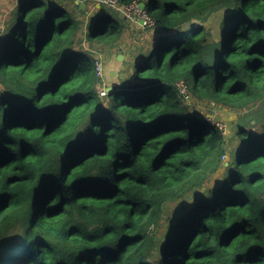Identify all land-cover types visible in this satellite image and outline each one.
I'll list each match as a JSON object with an SVG mask.
<instances>
[{
	"label": "trees",
	"instance_id": "obj_1",
	"mask_svg": "<svg viewBox=\"0 0 264 264\" xmlns=\"http://www.w3.org/2000/svg\"><path fill=\"white\" fill-rule=\"evenodd\" d=\"M138 1L154 38L103 96L58 0H17L0 28V264H264V0ZM125 20L96 12L86 37L116 46ZM179 81L239 111L231 141Z\"/></svg>",
	"mask_w": 264,
	"mask_h": 264
},
{
	"label": "rangeland",
	"instance_id": "obj_2",
	"mask_svg": "<svg viewBox=\"0 0 264 264\" xmlns=\"http://www.w3.org/2000/svg\"><path fill=\"white\" fill-rule=\"evenodd\" d=\"M58 5L63 7L65 5V10L72 13L74 18H78L80 21L81 31L79 32L80 42L76 44V48H81L88 53L92 54L96 59H100L102 66L104 68V80L102 85H98L97 89L99 92L105 86H112V84L118 81L117 73L120 69L124 70V77H128L132 70L129 66L132 65V58L129 56L131 51H136L137 49L145 46V40H151L154 38V29L150 28H140L135 22L127 19L125 20L126 26L122 35L120 36L116 46H107L106 44L99 43L97 41H90L87 39L86 35L89 30L88 23L96 12L103 13L107 12L111 15L117 17H123V13L115 9L109 8L106 5H99L91 0H58ZM147 0H145L146 2ZM99 5V7H97ZM17 9V0H0V28L6 25L10 20L15 19V14ZM226 9H221L213 13L208 21L205 23L206 26H211L214 29V33L218 32V19L224 15ZM76 18V19H77ZM152 28V29H151ZM151 29V30H150ZM137 48V49H136ZM130 51V52H129ZM137 52V51H136ZM122 54L121 60L117 59V55ZM123 61V63H122ZM101 62H99L101 64ZM110 71H114V75H109ZM100 95H102L100 93ZM103 96V95H102ZM188 105L191 110H195L204 115H209L213 122L219 124L226 141H231V134L235 130V124L237 121L239 111L228 110L227 108H222L221 106L213 102H202L196 100V98L191 96V99L187 100ZM220 112H223L222 115ZM243 112H240L242 114ZM205 119V118H204ZM206 120V119H205ZM229 145H227L228 149ZM230 159L228 154H224L222 157L223 161H228ZM224 168H220L216 173H214L211 179L208 181L206 187L213 188L222 179ZM204 188L201 190L203 191ZM196 201L194 199L179 200L176 202L169 203L164 208L163 220L160 227L157 230L158 234H163V230L166 227V223L169 220H173L175 215L183 209V204L192 208ZM160 261V254L157 252L151 253L149 264H158Z\"/></svg>",
	"mask_w": 264,
	"mask_h": 264
},
{
	"label": "built area",
	"instance_id": "obj_3",
	"mask_svg": "<svg viewBox=\"0 0 264 264\" xmlns=\"http://www.w3.org/2000/svg\"><path fill=\"white\" fill-rule=\"evenodd\" d=\"M94 3H98L99 5H106L109 8L115 9L123 13L126 19H129L136 24L140 25L141 27H153L154 26V19L147 13L145 7H141V3L138 0H133L132 2L128 3L127 5L121 4V0H93ZM100 59L96 60V74L100 77H104V68L101 64ZM177 88L179 94L183 96L186 100L189 99L188 97V88L187 85L183 81H179L177 83ZM107 88H103L101 90V94L104 95L107 91ZM204 118L208 121H212V119L208 115H204ZM217 124V123H216ZM219 126V124H217ZM220 127V126H219Z\"/></svg>",
	"mask_w": 264,
	"mask_h": 264
},
{
	"label": "water",
	"instance_id": "obj_4",
	"mask_svg": "<svg viewBox=\"0 0 264 264\" xmlns=\"http://www.w3.org/2000/svg\"><path fill=\"white\" fill-rule=\"evenodd\" d=\"M91 1H93V0H91ZM97 7H99V5H97ZM141 7L143 8V7H145V5H144L143 3H141ZM122 57H123L122 54H118V55H117V59H118V60H121ZM113 74H114V71H110V75H113ZM107 89H108V90L111 89V86H108ZM220 113H221L222 115H224L223 112H220ZM208 116H209V115H208Z\"/></svg>",
	"mask_w": 264,
	"mask_h": 264
},
{
	"label": "crops",
	"instance_id": "obj_5",
	"mask_svg": "<svg viewBox=\"0 0 264 264\" xmlns=\"http://www.w3.org/2000/svg\"><path fill=\"white\" fill-rule=\"evenodd\" d=\"M138 25V24H137ZM130 52V51H129ZM114 75V74H113ZM112 76V75H111Z\"/></svg>",
	"mask_w": 264,
	"mask_h": 264
}]
</instances>
